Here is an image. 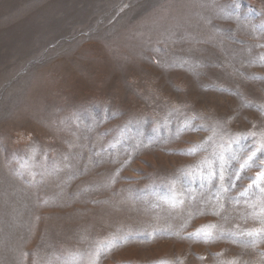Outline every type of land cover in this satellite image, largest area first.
Instances as JSON below:
<instances>
[{
  "label": "rangeland",
  "instance_id": "rangeland-1",
  "mask_svg": "<svg viewBox=\"0 0 264 264\" xmlns=\"http://www.w3.org/2000/svg\"><path fill=\"white\" fill-rule=\"evenodd\" d=\"M59 1L0 0V264H264V0Z\"/></svg>",
  "mask_w": 264,
  "mask_h": 264
},
{
  "label": "snow or ice",
  "instance_id": "snow-or-ice-1",
  "mask_svg": "<svg viewBox=\"0 0 264 264\" xmlns=\"http://www.w3.org/2000/svg\"><path fill=\"white\" fill-rule=\"evenodd\" d=\"M238 7V5H237ZM249 135L255 136V133H250ZM211 139V138H209ZM234 143H239V140L232 141ZM142 141L137 140L136 141V148L141 147ZM147 146V145H143ZM221 148H223V145H220ZM231 147V144L228 145V149H224V151H214L211 155V158H205L202 160L195 168V172H198L200 174V179L203 181L205 178L209 181L216 180L219 183V189L220 191L227 192L230 187H234L232 175L228 173V169L230 167V157H226L225 152H227ZM201 148V145H194L192 148H190L188 151L191 154H195L197 151H199ZM256 151H264V137H262V140L260 142V147ZM256 151H253L250 155L247 157V161H252L254 156L256 155ZM247 163V162H246ZM245 165H241V167H244ZM186 175H189L186 173ZM238 178V177H237ZM264 181V171H261L258 173L257 177L253 179L252 184L248 185L249 188H252L253 185H255L261 193H264V188L260 187V182ZM195 194L190 193L188 199L195 200ZM184 204L183 199H179L175 202L173 206H181ZM215 227L214 225H210L207 227H202L200 229V233L204 235L205 238H211V228ZM261 231H264L262 229ZM114 241L110 242L107 245L104 244H98L96 248L89 253L90 258V264H98V261L100 260L101 256L108 251L111 250V248L114 246Z\"/></svg>",
  "mask_w": 264,
  "mask_h": 264
},
{
  "label": "bare ground",
  "instance_id": "bare-ground-1",
  "mask_svg": "<svg viewBox=\"0 0 264 264\" xmlns=\"http://www.w3.org/2000/svg\"><path fill=\"white\" fill-rule=\"evenodd\" d=\"M56 1L60 2L59 0H52V4L54 5L55 3H57ZM37 12V11H36ZM15 26L11 28V32H15ZM61 30V29H60ZM13 34V33H12ZM1 241V240H0Z\"/></svg>",
  "mask_w": 264,
  "mask_h": 264
}]
</instances>
